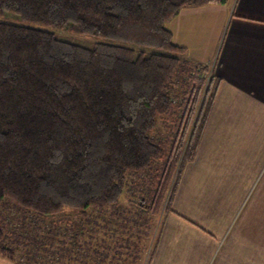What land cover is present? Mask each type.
<instances>
[{"label":"trees","instance_id":"1","mask_svg":"<svg viewBox=\"0 0 264 264\" xmlns=\"http://www.w3.org/2000/svg\"><path fill=\"white\" fill-rule=\"evenodd\" d=\"M227 1L0 0V254L16 256L15 244L36 259L41 221L64 209L84 226L94 211L128 214L117 205L128 182L163 159L152 201L133 190L127 198L155 215L171 208L220 80L185 57L166 22L183 7ZM160 122L174 123L168 153L155 139ZM8 204L17 209L7 220Z\"/></svg>","mask_w":264,"mask_h":264},{"label":"crops","instance_id":"2","mask_svg":"<svg viewBox=\"0 0 264 264\" xmlns=\"http://www.w3.org/2000/svg\"><path fill=\"white\" fill-rule=\"evenodd\" d=\"M166 26L220 80L171 208L133 249L124 224L137 199L123 202L128 214L94 211L86 226L64 209L41 221L36 259L0 254V264H264V0L183 7Z\"/></svg>","mask_w":264,"mask_h":264},{"label":"rangeland","instance_id":"3","mask_svg":"<svg viewBox=\"0 0 264 264\" xmlns=\"http://www.w3.org/2000/svg\"><path fill=\"white\" fill-rule=\"evenodd\" d=\"M15 17H16V15L14 13H7L5 15L6 19H11V20H14ZM58 34L60 37H62L64 39L79 42L82 44H87V45H90L94 41L98 40V37L87 36V35L76 33V32L70 31V30H63L61 32L59 31ZM185 57L191 59V57L188 53L185 54ZM179 94L183 95L182 93H179ZM171 125H172L171 127H169L167 124H165L163 126V125H161V122H160L157 126L156 131H155L156 133L154 132L156 141L163 144L164 149L167 153L169 152L171 141L174 138V130H173L174 123H172ZM162 162L164 164V159L156 162V164L153 167H151L150 169L145 170L143 172H140L138 174H135L133 180H130L128 182V184H127V186L123 192L122 201L125 202V199H127V197H129L128 194L133 190L136 192V197L138 199L143 198V199H146L148 203H150L152 201V197H153L154 191L157 187V184L159 183V178L157 176V172L159 169H157V167L160 166V164H162ZM123 202H120L117 204L118 208H121L122 210L125 209ZM10 205L12 206L11 209H9V207H8ZM132 207L134 209L133 208L131 209V212L128 214L127 219H126L127 225H128V227H127L128 230L126 231V236L128 238L125 240L127 245L131 249H133L135 247H137V248L142 247V241H145L146 238L148 237V235H150V232H149L150 227L154 226L157 223V221L159 219V215H160V212L155 215V214H152L150 211L144 210L143 208H138L136 205H133ZM14 208L17 209V206H13L12 204H8L6 206V208L2 209L3 210V216L2 217L8 220V217H9L8 215L15 213L13 211ZM20 216H21V213H20ZM5 227L7 229H9L12 227V225L6 224ZM133 236H135V239L132 242ZM140 238H142V241ZM150 243H151V240L148 241V239H147L148 247L150 246ZM10 246L12 248H14V247L16 248V249L14 248L15 254H16V256H19L17 246H15V244H12Z\"/></svg>","mask_w":264,"mask_h":264}]
</instances>
